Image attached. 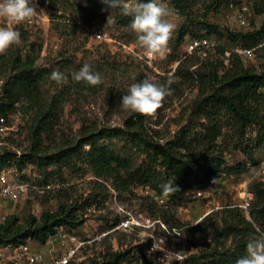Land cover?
Returning a JSON list of instances; mask_svg holds the SVG:
<instances>
[{"label":"rangeland","instance_id":"374dc122","mask_svg":"<svg viewBox=\"0 0 264 264\" xmlns=\"http://www.w3.org/2000/svg\"><path fill=\"white\" fill-rule=\"evenodd\" d=\"M238 1L249 4L250 31L261 27L264 14H255V0H223L209 12V0H196L191 20L202 21L206 15L205 21L216 26L218 32L207 35L214 47L189 54L190 37L186 36L179 44L178 34L187 21L192 22L176 9L172 0H166L171 10L168 19L176 28L168 42L166 58L160 59L149 56L139 46L130 24H121L115 13H92L83 0H35L38 13L15 25L21 33V44L0 53V103H13L15 108L7 115L0 113V152H10L18 160L33 155L32 162L21 167L12 164L0 172V184L6 179L26 182L31 187L19 202L7 204L8 217H17L23 223L30 217L39 220L44 213L56 212L62 206L75 210V225L64 227L89 242L82 252V262L86 263L104 261L112 253L120 252H130L123 264L214 262L216 252L221 250L216 234L228 217L225 209L238 208L241 186L251 180L253 167L238 174H220L212 182L189 189L181 198L171 200L148 187L124 188L118 181L98 179L76 158L68 165H48L44 158L80 144L86 132L123 128L130 117L141 120L161 142L173 140L189 122L191 108L198 98L199 72L222 74L229 66L231 52L242 48L229 37L231 32H248L227 11L229 3ZM196 23L189 30H200ZM5 24L0 18V26ZM94 24L104 29L108 41L100 42L92 37L89 30ZM218 48L225 49L226 54L222 55ZM251 51V55L242 58L244 64L260 70L264 53ZM84 64L99 71L103 82L90 86L72 81L70 74ZM53 71L63 72L69 79L57 83L51 79ZM28 76H37L35 90L30 88ZM145 78L157 83L172 78L174 91L154 113L145 115L123 110L119 103L129 85ZM50 111L54 114L52 127L48 133H42L41 140L36 139L33 132L42 116ZM223 122V137L219 142L227 149L228 166H236L246 158L233 149L230 128L225 125L226 119ZM255 136L256 132L250 131L249 137ZM107 144L117 155L129 160L131 166L143 163L145 155L133 145L123 140H109ZM255 158L257 162L263 160L264 146ZM49 184L53 188L46 190ZM122 222H128V226H122ZM255 237L250 232V240ZM232 238L226 240V247L233 250ZM34 243L42 253L50 255L47 244Z\"/></svg>","mask_w":264,"mask_h":264},{"label":"trees","instance_id":"16d2710c","mask_svg":"<svg viewBox=\"0 0 264 264\" xmlns=\"http://www.w3.org/2000/svg\"><path fill=\"white\" fill-rule=\"evenodd\" d=\"M83 1L88 4L92 13H115L121 24H130V17L123 16L117 9H109L100 0ZM172 1L176 9L192 22L187 21L181 28L178 34L179 44L186 36L191 39L218 32L216 26L205 21L206 15L202 21L191 20L196 0ZM221 1L223 0H209L207 12ZM253 10L256 15H263L264 0H255ZM194 21L201 31L189 30ZM229 37L241 44L243 49H255L264 53V23L257 30L231 32ZM218 51L222 55L226 54L223 48H218ZM228 60L229 66L222 74L219 71L199 72V93L191 108L189 122L173 140L161 142L158 136L147 130L141 120L130 117L123 128L86 132L80 144L44 158L46 164L68 165L76 158L84 162L98 179L112 180L114 183L118 181L124 188L129 185L148 187L171 200L181 198L189 189L212 182L220 174H238L248 170V165L257 166L259 162L255 158L256 152L264 146V64L260 70L247 68L242 57L235 52H231ZM182 67L183 63L179 67V73ZM36 77H27L32 90L36 87ZM14 109L13 103H0V113L3 115ZM52 112L42 116L33 132L36 139L41 140L42 133H48L51 129L54 116ZM223 119H226L225 125L230 128L233 149L240 151L246 158L245 162L236 166H228L225 157L227 149L219 142L223 137ZM252 130L256 132L255 138L249 137ZM109 140H123L141 150L145 155L143 163L137 167L131 166L129 160L117 155L107 144ZM85 146H89V149L85 150ZM36 150L37 148L33 149ZM32 157L33 155H25L18 160L16 155L2 151L0 172L12 164L21 167L23 163L32 162ZM169 182H173L174 190L164 195L161 185ZM252 191L254 200L251 217L264 230V180L254 181ZM74 212L75 210L62 206L56 212L44 213L39 220L30 217L23 223L19 218L10 216L0 224V242L20 244L34 241L44 246L58 228L75 225ZM225 213L228 214L227 220L220 233L216 234L221 250L216 252V260L209 264H236L246 254L250 232L257 235L255 228L239 208H227ZM230 237H233V250L226 247V240ZM129 255L130 252L112 253L104 261L71 264H123Z\"/></svg>","mask_w":264,"mask_h":264},{"label":"clouds","instance_id":"9594fccd","mask_svg":"<svg viewBox=\"0 0 264 264\" xmlns=\"http://www.w3.org/2000/svg\"><path fill=\"white\" fill-rule=\"evenodd\" d=\"M109 9H117L123 16L131 18L130 27L136 33L139 46L153 58H166L168 42L176 28L168 17L171 10L166 0H100ZM35 0H0V18L6 21L0 26V53L14 45L21 44V33L15 27L37 14ZM51 79L63 83L69 76L60 71H53ZM75 82H84L95 86L103 82L99 71H93L89 64L82 65L70 74ZM135 79V77H133ZM172 78L157 83L148 78L131 83L127 93L120 100V107L125 111L139 114H151L159 109L165 97L173 93ZM164 195L174 190L173 182L161 185ZM23 190V186H20ZM257 235L246 244V254L236 264H264V230L256 228Z\"/></svg>","mask_w":264,"mask_h":264},{"label":"built area","instance_id":"2783aa9c","mask_svg":"<svg viewBox=\"0 0 264 264\" xmlns=\"http://www.w3.org/2000/svg\"><path fill=\"white\" fill-rule=\"evenodd\" d=\"M229 15L232 14L237 25L243 30L250 31L252 26V14L249 4L244 1L231 2L227 6ZM92 37L100 42L108 41V34L97 24L90 27ZM212 39L203 37L200 39H189L187 41V51L189 54L198 50H208L214 47ZM239 56L248 57L252 54L251 50L239 48L236 52ZM251 168L252 166L249 165ZM259 179L264 180V158L257 166L252 168V178L245 181L241 186V203L238 208L243 216L255 228H260L251 217V206L254 200V193L250 190V185ZM23 186V190H20ZM51 184L45 187L51 190ZM31 191V187L26 182L6 181L2 180L0 184V224L4 223L8 218L7 204L17 203L27 196ZM203 193H199L202 196ZM122 226L127 227L128 222H122ZM89 242L76 234L74 230L60 227L53 234L47 245L50 247V255L42 253L33 241L26 243L13 244L0 242V264H71L83 261L82 252Z\"/></svg>","mask_w":264,"mask_h":264}]
</instances>
